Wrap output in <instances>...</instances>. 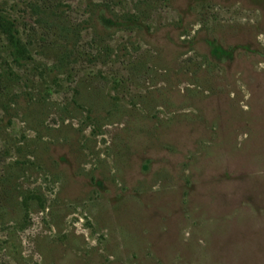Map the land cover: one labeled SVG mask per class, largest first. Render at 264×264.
Returning <instances> with one entry per match:
<instances>
[{
    "label": "rangeland",
    "instance_id": "obj_1",
    "mask_svg": "<svg viewBox=\"0 0 264 264\" xmlns=\"http://www.w3.org/2000/svg\"><path fill=\"white\" fill-rule=\"evenodd\" d=\"M0 16V264H264V0Z\"/></svg>",
    "mask_w": 264,
    "mask_h": 264
},
{
    "label": "trees",
    "instance_id": "obj_2",
    "mask_svg": "<svg viewBox=\"0 0 264 264\" xmlns=\"http://www.w3.org/2000/svg\"><path fill=\"white\" fill-rule=\"evenodd\" d=\"M138 15L139 14L137 13L128 15L126 16L127 18L124 17V20L132 22L134 24L137 23L136 25H139L143 22V20L141 16ZM102 23L104 24V22ZM0 28L7 35L10 45L14 50V59L16 61H19L21 59L23 60V58L25 57V50L20 38H18L16 35L17 30L14 27V22L4 16H0ZM212 51L219 59L222 60H224L226 56L231 55V51L224 48L217 40L213 41Z\"/></svg>",
    "mask_w": 264,
    "mask_h": 264
}]
</instances>
